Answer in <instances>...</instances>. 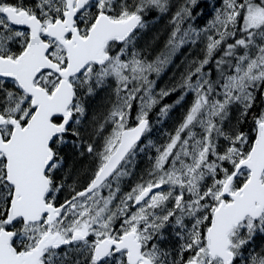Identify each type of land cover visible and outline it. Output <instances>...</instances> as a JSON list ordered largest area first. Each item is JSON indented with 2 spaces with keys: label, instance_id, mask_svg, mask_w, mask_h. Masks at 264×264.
<instances>
[{
  "label": "snow or ice",
  "instance_id": "snow-or-ice-1",
  "mask_svg": "<svg viewBox=\"0 0 264 264\" xmlns=\"http://www.w3.org/2000/svg\"><path fill=\"white\" fill-rule=\"evenodd\" d=\"M0 264H264V0H0Z\"/></svg>",
  "mask_w": 264,
  "mask_h": 264
},
{
  "label": "trees",
  "instance_id": "trees-1",
  "mask_svg": "<svg viewBox=\"0 0 264 264\" xmlns=\"http://www.w3.org/2000/svg\"><path fill=\"white\" fill-rule=\"evenodd\" d=\"M201 7H205L209 4V0H199ZM162 23V22H161ZM166 75L163 77V80H165Z\"/></svg>",
  "mask_w": 264,
  "mask_h": 264
},
{
  "label": "rangeland",
  "instance_id": "rangeland-1",
  "mask_svg": "<svg viewBox=\"0 0 264 264\" xmlns=\"http://www.w3.org/2000/svg\"><path fill=\"white\" fill-rule=\"evenodd\" d=\"M161 24H163V22H162ZM170 75H171V72L168 73V75L165 77V80H163L162 83H163L164 81H167V79L169 78Z\"/></svg>",
  "mask_w": 264,
  "mask_h": 264
},
{
  "label": "flooded vegetation",
  "instance_id": "flooded-vegetation-1",
  "mask_svg": "<svg viewBox=\"0 0 264 264\" xmlns=\"http://www.w3.org/2000/svg\"><path fill=\"white\" fill-rule=\"evenodd\" d=\"M167 75H168V74H167ZM167 75H166V76H167ZM167 80H168V79H167Z\"/></svg>",
  "mask_w": 264,
  "mask_h": 264
}]
</instances>
